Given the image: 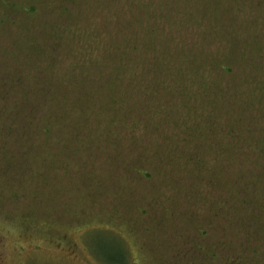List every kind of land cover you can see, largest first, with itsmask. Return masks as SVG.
Returning a JSON list of instances; mask_svg holds the SVG:
<instances>
[{
	"label": "rangeland",
	"instance_id": "obj_1",
	"mask_svg": "<svg viewBox=\"0 0 264 264\" xmlns=\"http://www.w3.org/2000/svg\"><path fill=\"white\" fill-rule=\"evenodd\" d=\"M115 48L147 78L158 62L163 73H186L182 87L159 89L161 116L131 110L134 132L122 121L111 132L102 120L85 121L99 100L59 86L66 72H94ZM37 79L60 90L65 102L55 112H65L66 127L80 126L84 145L55 132V120L42 151L26 150L40 134L31 143L0 135V264H117L124 252L130 264H264V188L255 189V208L245 197L222 204L228 191L216 177L229 160V109L248 106L241 127L253 124L264 138V0H0V121L35 116L16 95ZM127 89L147 105L145 90ZM189 127L204 136L190 138ZM237 149L233 176L253 185L264 170L248 162L249 146Z\"/></svg>",
	"mask_w": 264,
	"mask_h": 264
},
{
	"label": "trees",
	"instance_id": "obj_2",
	"mask_svg": "<svg viewBox=\"0 0 264 264\" xmlns=\"http://www.w3.org/2000/svg\"><path fill=\"white\" fill-rule=\"evenodd\" d=\"M70 2H75V0H68ZM64 10V7H62ZM24 12H34V6L27 7V8H22ZM55 27H51L50 31H52ZM68 47H70L69 44H67ZM34 46H32L33 48ZM56 48L53 47V51ZM116 53L112 56L107 55L98 62H95V69L94 72L91 74H88L87 72L85 73H80L74 75V72H66V77L65 76H60L58 78V81H60L59 86H67L72 85L74 87H78L80 89H87V97L86 101H91V99H98L99 104L96 106H93V110H90L88 112H83V119L86 121L88 118L93 117L99 120H102L108 124L109 127H107L105 130L111 132L110 127L113 125H118L120 121L123 122L125 130L128 132H134L138 124H129L127 126L126 119H129L131 116V110H136L138 108V113L140 116H143V112L146 114L145 111H152V114L156 116H161L160 114V109L161 107L157 106L154 103L155 98L158 95V91L162 87L166 86H176V87H182V84L185 82L182 79V76L186 75V73L183 71L181 73V77L177 78V73L174 75L171 74V71H165L164 73L162 72L161 67L164 66L163 63H157L154 66H150L149 70H147L148 73H151L152 75H149V78L145 77V75L135 73L136 65L140 64V62H136L134 65L129 66L130 62L128 58L125 57L127 55L126 52L120 53V50L115 48ZM42 53V51H41ZM29 58V57H28ZM51 64H49L50 66ZM224 69H227V67L222 66ZM166 68V67H165ZM159 69V70H158ZM151 70V71H150ZM18 72V71H17ZM19 73V72H18ZM29 74L31 72H28ZM19 75V74H18ZM162 75V76H161ZM30 76H25V77H31ZM157 76V77H155ZM159 76V77H158ZM190 78H193L196 80L197 74H189ZM19 76H17L18 81ZM13 79H10V83L12 82ZM192 80V79H191ZM190 80V81H191ZM38 81L34 87H28L24 86L21 87L19 94L16 95V97L20 98L23 100L21 104L23 106H31V111L34 112V115L36 116L38 109L40 110L42 107H46L48 110L47 112L52 109V113L47 114L42 113L38 118H35V116H29L28 115H22L19 113H15V117L11 118V121L9 123H3L0 121V135L4 136V134L8 133H13L15 132L18 136L22 137L25 142H30L32 139L35 138L36 135H42L44 138L41 140L39 143H33V145H26V150L32 151L35 147V149H40L41 151L44 149H49L48 143L44 140L46 138H49L50 135L53 133L52 131V122L55 120V124L53 126L55 127V132L57 133H69L71 135H75L78 140V145L76 146V149H79V145H84L82 140L84 139V135L82 136L83 139L79 138L80 134V126L78 125H69L66 127L65 123V112H60L59 114H56L58 108L60 105L64 104V99L59 93L58 90H50V85L48 84L49 82H45L42 80L37 79ZM40 83V84H39ZM21 85V83H20ZM132 86L133 88L135 86L140 87L146 91L147 95L150 97V99L146 100L147 105L142 103V101L139 100V98L135 97L132 95V92L130 93L131 90H128L127 87ZM88 87V88H87ZM204 90L208 89L209 86H204L202 85ZM141 89V90H142ZM214 92L217 94L221 93L219 91V88H213ZM217 89V90H215ZM157 90V91H156ZM219 91V92H217ZM1 94V93H0ZM131 95V96H130ZM28 96V97H27ZM134 96V97H133ZM27 98V99H26ZM32 98V101H29V99ZM89 98V99H88ZM136 102V105L134 104ZM149 102V103H148ZM215 104H219L223 101H214ZM29 104V105H28ZM71 104L74 107L78 106V103L76 101L71 102ZM91 104V103H90ZM96 104V103H95ZM85 106L88 107V104H84ZM234 104H231L230 106H233ZM248 106H241L239 105L238 110L237 107L234 106L230 110V113L234 114L236 113V116L234 115L233 118L230 120V122H227V131L229 134V138L227 139L226 143H224V148L225 153H227V159H229L226 163V165H222L220 168V171H222L221 177L216 176L220 183H222L219 188H225L228 193L226 192L223 195L224 200H222V204L227 203V200L236 203L237 200L240 197H245L244 202L246 205H253L254 208L256 207L255 205V199L257 198L256 196V190L257 193L258 190L264 188V176L262 175H256L254 176L256 183L253 185H250L249 183L243 185L238 183L240 180V176L236 177L233 176V160L232 157H230L229 154H232L234 152H238L241 154L242 150H238V147H246L249 146L248 151H244V154L248 156V162L252 165V167L255 169L256 174H260L264 170V163H262L259 159L261 155H264V138L262 136H257L253 134V130L256 128L253 126V124H250V126L247 127H241L242 125V120L244 119L240 114L242 112V109H247ZM142 109L144 110L142 112ZM56 114V115H55ZM144 117V116H143ZM1 118V117H0ZM131 118V117H130ZM63 119V120H62ZM122 119V120H119ZM84 121V122H85ZM211 125L208 124L209 129ZM128 127V129H127ZM189 133H191L190 138L197 139L199 140L204 136L205 131L203 129H198L196 127H189ZM83 133H81L82 135ZM131 134V133H130ZM81 137V136H80ZM232 137V142L231 138ZM190 139V140H193ZM77 140L75 142H77ZM251 144V145H250ZM72 145V143H71ZM70 146V145H69ZM256 147V148H255ZM254 153L250 155V149H254ZM0 154V161H4L5 159V154L4 152H1ZM25 156L30 157L28 155V152H25ZM193 158L187 159L189 163L192 161ZM196 161L202 162L201 159L196 158ZM53 163H55L54 160H52ZM196 164V163H195ZM5 165H10V161H5ZM228 165V166H227ZM65 166V165H63ZM215 177V178H216ZM215 178H209L208 180H211L215 186ZM216 178V179H217ZM255 182V181H254ZM249 184V185H248ZM256 189V190H255ZM229 197V198H228ZM261 197V199H258L260 201L259 204V212H264V196H258V198ZM226 200V202H224ZM221 204V205H222ZM241 204V201H240ZM239 204V206H241ZM240 211V210H238ZM254 219V217H253ZM117 264H130L127 261L125 252L124 255L120 257V260L117 262Z\"/></svg>",
	"mask_w": 264,
	"mask_h": 264
}]
</instances>
